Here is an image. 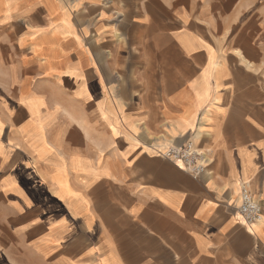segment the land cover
<instances>
[{
    "label": "crops",
    "instance_id": "obj_1",
    "mask_svg": "<svg viewBox=\"0 0 264 264\" xmlns=\"http://www.w3.org/2000/svg\"><path fill=\"white\" fill-rule=\"evenodd\" d=\"M0 264H264V0H0Z\"/></svg>",
    "mask_w": 264,
    "mask_h": 264
},
{
    "label": "built area",
    "instance_id": "obj_2",
    "mask_svg": "<svg viewBox=\"0 0 264 264\" xmlns=\"http://www.w3.org/2000/svg\"><path fill=\"white\" fill-rule=\"evenodd\" d=\"M163 157L192 176L197 177L205 172L207 157L202 151L195 149L192 143L172 147L163 153ZM236 212L245 225H252L262 219V208L246 182L239 185V206Z\"/></svg>",
    "mask_w": 264,
    "mask_h": 264
},
{
    "label": "rangeland",
    "instance_id": "obj_3",
    "mask_svg": "<svg viewBox=\"0 0 264 264\" xmlns=\"http://www.w3.org/2000/svg\"><path fill=\"white\" fill-rule=\"evenodd\" d=\"M72 1H75V0H72ZM95 16H96V15H90L89 19L94 18ZM91 20H92V19H91ZM26 257H27L26 259L30 258V256L28 257L27 254H26ZM30 259H31V258H30Z\"/></svg>",
    "mask_w": 264,
    "mask_h": 264
},
{
    "label": "bare ground",
    "instance_id": "obj_4",
    "mask_svg": "<svg viewBox=\"0 0 264 264\" xmlns=\"http://www.w3.org/2000/svg\"><path fill=\"white\" fill-rule=\"evenodd\" d=\"M168 151V150H167ZM167 151H165V153L167 152ZM179 165H180V163H178Z\"/></svg>",
    "mask_w": 264,
    "mask_h": 264
}]
</instances>
